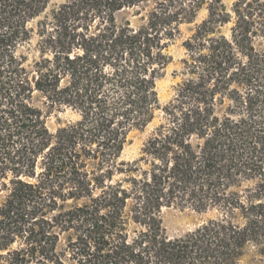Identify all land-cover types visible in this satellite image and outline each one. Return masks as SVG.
<instances>
[{"label":"trees","instance_id":"obj_1","mask_svg":"<svg viewBox=\"0 0 264 264\" xmlns=\"http://www.w3.org/2000/svg\"><path fill=\"white\" fill-rule=\"evenodd\" d=\"M204 7L162 104L170 47ZM125 8L142 22L119 24ZM37 92L76 120L52 132ZM173 206L217 216L172 237ZM250 248L264 264V0H0V264H240Z\"/></svg>","mask_w":264,"mask_h":264},{"label":"rangeland","instance_id":"obj_2","mask_svg":"<svg viewBox=\"0 0 264 264\" xmlns=\"http://www.w3.org/2000/svg\"><path fill=\"white\" fill-rule=\"evenodd\" d=\"M224 3L230 5L234 0H223ZM150 8V7H149ZM148 8V9H149ZM146 11L138 13V8H125L118 12L117 21L119 24L130 20L133 25H139L142 22V16ZM208 10L206 7L201 9L196 22L185 23L182 25L183 35L177 41L171 45L170 52L173 55V61L166 68L165 75L158 81V90L161 98V103L166 104L175 94V87L177 83L182 80L180 71L182 70L181 58L184 56L185 49L182 42L191 35L195 27V23L201 22L207 17ZM38 19L30 22L31 26H36ZM35 43V39H34ZM33 51L30 53V57H33ZM34 104L40 107L46 114V122L49 129L52 132L74 120H76L75 114L69 108H58L51 106L41 93L34 95ZM164 112L161 109L156 111L155 119L144 129L134 130L130 134V142L126 145L123 158L133 159L139 156L140 149L144 141L153 131L163 118ZM216 211H209L206 213L198 212L190 207H169L163 210V224L165 230L169 236H181L188 231L196 229L198 226L205 223L208 219L216 217ZM256 251L250 248L240 260V264H250L255 261Z\"/></svg>","mask_w":264,"mask_h":264}]
</instances>
